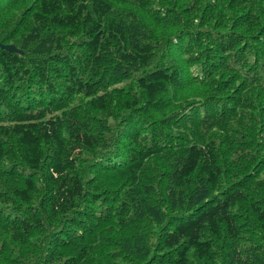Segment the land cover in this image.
Returning <instances> with one entry per match:
<instances>
[{"label":"trees","instance_id":"trees-1","mask_svg":"<svg viewBox=\"0 0 264 264\" xmlns=\"http://www.w3.org/2000/svg\"><path fill=\"white\" fill-rule=\"evenodd\" d=\"M0 264H264V0H0Z\"/></svg>","mask_w":264,"mask_h":264},{"label":"water","instance_id":"water-1","mask_svg":"<svg viewBox=\"0 0 264 264\" xmlns=\"http://www.w3.org/2000/svg\"><path fill=\"white\" fill-rule=\"evenodd\" d=\"M1 46H3V45H1ZM3 47H5L6 49H9V50H14V48L11 45L10 46H3Z\"/></svg>","mask_w":264,"mask_h":264}]
</instances>
